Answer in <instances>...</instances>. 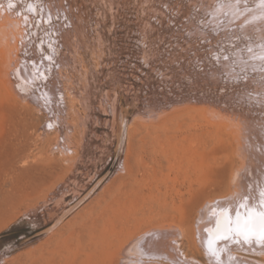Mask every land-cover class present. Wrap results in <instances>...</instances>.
Masks as SVG:
<instances>
[{
	"label": "rangeland",
	"instance_id": "374dc122",
	"mask_svg": "<svg viewBox=\"0 0 264 264\" xmlns=\"http://www.w3.org/2000/svg\"><path fill=\"white\" fill-rule=\"evenodd\" d=\"M240 1L0 0V264H123L150 216L227 192L264 123Z\"/></svg>",
	"mask_w": 264,
	"mask_h": 264
},
{
	"label": "bare ground",
	"instance_id": "6f19581e",
	"mask_svg": "<svg viewBox=\"0 0 264 264\" xmlns=\"http://www.w3.org/2000/svg\"><path fill=\"white\" fill-rule=\"evenodd\" d=\"M254 1L255 4L252 6H245V4L246 8L242 7V11L246 14L243 13L245 21L252 22L257 30L259 26L255 22L259 23V21L246 19L259 17V20H262L264 0ZM243 2L244 0L242 4ZM249 7L250 10L246 11ZM234 8L230 9L237 13L236 6ZM216 11L219 12V10ZM213 13L216 12L213 11ZM242 16L240 18H244ZM243 20L237 21L240 26H243H239L240 32L241 29L245 30ZM247 25L252 28L249 24ZM247 27L245 32L248 30ZM261 27H264L263 24ZM251 30L254 29L248 31L251 32ZM260 37H263L262 34ZM250 43L247 45H251ZM260 47L259 49H264ZM252 49L251 52H253ZM57 95L61 96L59 89ZM234 134L235 139L238 140L236 153L243 156L244 160L241 166L233 170L229 176L227 192L204 201L196 210L189 227L178 222L174 214L150 216L147 222L138 226L128 236L122 246L120 258L124 260L123 264H264V239L260 235L264 230V215H261L264 213V123L259 127L246 126L244 130L236 128ZM241 138L242 144L239 142ZM246 152H249L248 159Z\"/></svg>",
	"mask_w": 264,
	"mask_h": 264
},
{
	"label": "snow or ice",
	"instance_id": "6c2138e0",
	"mask_svg": "<svg viewBox=\"0 0 264 264\" xmlns=\"http://www.w3.org/2000/svg\"><path fill=\"white\" fill-rule=\"evenodd\" d=\"M261 215H264V213H261ZM260 235H261V238L264 239V230L261 231Z\"/></svg>",
	"mask_w": 264,
	"mask_h": 264
}]
</instances>
